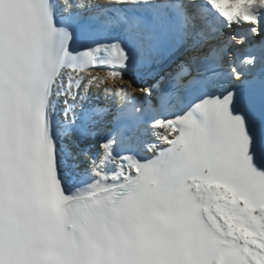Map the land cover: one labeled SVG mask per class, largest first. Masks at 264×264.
<instances>
[{
	"label": "snow or ice",
	"instance_id": "snow-or-ice-1",
	"mask_svg": "<svg viewBox=\"0 0 264 264\" xmlns=\"http://www.w3.org/2000/svg\"><path fill=\"white\" fill-rule=\"evenodd\" d=\"M0 264H264V0H0Z\"/></svg>",
	"mask_w": 264,
	"mask_h": 264
},
{
	"label": "bare ground",
	"instance_id": "bare-ground-1",
	"mask_svg": "<svg viewBox=\"0 0 264 264\" xmlns=\"http://www.w3.org/2000/svg\"><path fill=\"white\" fill-rule=\"evenodd\" d=\"M122 82H124V81H122ZM130 88V87H129ZM131 89V88H130Z\"/></svg>",
	"mask_w": 264,
	"mask_h": 264
}]
</instances>
